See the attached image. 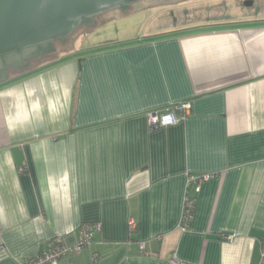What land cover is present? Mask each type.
I'll list each match as a JSON object with an SVG mask.
<instances>
[{"label":"crops","instance_id":"1","mask_svg":"<svg viewBox=\"0 0 264 264\" xmlns=\"http://www.w3.org/2000/svg\"><path fill=\"white\" fill-rule=\"evenodd\" d=\"M85 222L101 229L76 250ZM54 244L56 264H264V18L117 38L0 83V264Z\"/></svg>","mask_w":264,"mask_h":264},{"label":"water","instance_id":"2","mask_svg":"<svg viewBox=\"0 0 264 264\" xmlns=\"http://www.w3.org/2000/svg\"><path fill=\"white\" fill-rule=\"evenodd\" d=\"M135 1L138 0H0V83L73 51L74 38L91 28L87 25L95 15L116 8L126 11ZM28 57H34L28 66L7 75V65L14 62L20 66Z\"/></svg>","mask_w":264,"mask_h":264},{"label":"rangeland","instance_id":"3","mask_svg":"<svg viewBox=\"0 0 264 264\" xmlns=\"http://www.w3.org/2000/svg\"><path fill=\"white\" fill-rule=\"evenodd\" d=\"M152 1L157 2L138 0L131 4L128 11L116 8L100 13L95 26L74 38V50L81 51L85 47L137 34L144 36L146 33L199 25L219 26L223 22L246 19L250 15L264 18V0H179L175 5L167 1L162 6H143ZM246 14L248 16H243Z\"/></svg>","mask_w":264,"mask_h":264},{"label":"built area","instance_id":"4","mask_svg":"<svg viewBox=\"0 0 264 264\" xmlns=\"http://www.w3.org/2000/svg\"><path fill=\"white\" fill-rule=\"evenodd\" d=\"M176 109H181L184 111V113H187L190 109V103L189 102H183L181 103ZM175 110V108H174ZM164 111V112H157V111H151L148 113V119H149V125L152 128H155L157 126H166L169 124H173L178 120V117L175 115V111ZM209 174H203V175H190L189 176V183H199L202 179L208 178ZM194 198L190 196H185V201L183 205V211L180 219V228L181 230L185 231L187 227L189 226L192 216H193V210H194ZM130 226L133 229L135 227V222L133 220L130 221ZM101 229V223L100 222H85L80 226V238L75 246L76 250L81 249L86 243H88L91 239V236L94 231ZM139 246L141 248L144 247V243H139ZM66 252V248L54 244L47 250L41 252L37 256L31 258L28 261V264H45V263H51L56 264L58 259ZM264 256V251H263ZM170 261L172 264H191L185 261H180L175 254L172 255L170 258Z\"/></svg>","mask_w":264,"mask_h":264},{"label":"flooded vegetation","instance_id":"5","mask_svg":"<svg viewBox=\"0 0 264 264\" xmlns=\"http://www.w3.org/2000/svg\"><path fill=\"white\" fill-rule=\"evenodd\" d=\"M167 1L172 2L173 5H175V4H177V3L179 2V0H174V1H171V0H157V3H158L157 6L165 5ZM250 3H251V2H250ZM252 3H253V2H252ZM131 4H132V3H131ZM131 4L129 5V7H128V9H127L126 11L130 10V6H131ZM121 11H122V10H121ZM98 15H99V14H97V15L94 16V21H93L90 25H87L88 27H92V26H94V25L97 23V16H98ZM243 16H247V14H246V15H243ZM221 18H224V17H221ZM227 18H229V17H227ZM85 25H86V24H85ZM57 40H59V39H56L55 41H57ZM36 50L41 51V50H39V49H36ZM31 58H32V59H31ZM31 58H30V57L26 58L25 63L22 64V65H20V66H15V63H14V62H11V64L7 65L8 68H5V71L7 72V75L9 76L11 72H17V71H19L20 69H22L23 67L28 66V64L31 62L30 60H33L34 57H31ZM38 58H39V57H38Z\"/></svg>","mask_w":264,"mask_h":264}]
</instances>
